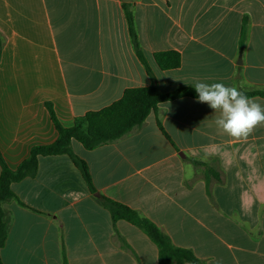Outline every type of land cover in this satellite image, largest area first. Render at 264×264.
<instances>
[{
	"label": "crops",
	"instance_id": "crops-1",
	"mask_svg": "<svg viewBox=\"0 0 264 264\" xmlns=\"http://www.w3.org/2000/svg\"><path fill=\"white\" fill-rule=\"evenodd\" d=\"M124 3L160 93L197 81L264 92V0H0V154L11 170L56 139L46 103L70 127L124 89L152 85ZM165 50L180 54L178 68L156 66L153 53ZM215 116L181 97L120 139L92 150L72 140L71 149L98 194L139 212L173 245L206 264H264V126L238 140L217 131ZM192 159L216 165L221 181L206 180ZM9 187L2 264H63L62 251L68 264H157L156 245L112 223L67 154L38 155L35 174Z\"/></svg>",
	"mask_w": 264,
	"mask_h": 264
},
{
	"label": "trees",
	"instance_id": "trees-1",
	"mask_svg": "<svg viewBox=\"0 0 264 264\" xmlns=\"http://www.w3.org/2000/svg\"><path fill=\"white\" fill-rule=\"evenodd\" d=\"M123 10L136 56L145 67L152 85L124 89L119 99L98 110L87 111L83 116L75 118L70 127L61 126L55 117L51 104H45L57 130L56 139L50 144L33 146L27 158L15 170H11L7 166L0 154V249L6 242L10 225V216L4 210L3 204L14 198V194L11 192L9 185L11 182L19 181L24 177L35 174L38 155L67 154L81 172L90 192L94 194L96 190L91 183L87 165L73 153L71 149L72 140L79 142L84 149L92 150L100 145L120 139L132 130L140 127L147 115L151 111H154L159 103L181 97H197L195 89L189 87L177 88L168 93H160L157 90L156 79L149 69L145 57L139 50L132 12L128 8L127 3L123 4ZM243 35L244 24L241 30L240 44L242 43ZM153 60L160 70L165 71L178 68L181 57L177 51L165 50L154 52ZM245 94L249 97L253 95L264 97V92H249ZM157 125L163 132L161 125L159 123ZM163 134L167 137L164 132ZM191 162L195 166L203 167L204 178L206 180L209 181L212 178L217 182L221 181V174L215 164L213 166L194 159ZM95 199L108 211L113 224L118 220H124L146 234L157 247V264H206L203 260L197 258L191 250L173 245L166 234L136 210L100 194ZM62 261L63 264H68L64 251H62ZM0 264H2L1 260Z\"/></svg>",
	"mask_w": 264,
	"mask_h": 264
},
{
	"label": "clouds",
	"instance_id": "clouds-1",
	"mask_svg": "<svg viewBox=\"0 0 264 264\" xmlns=\"http://www.w3.org/2000/svg\"><path fill=\"white\" fill-rule=\"evenodd\" d=\"M192 86L197 102L206 104L216 114L214 123L219 133L241 140L257 126H264V103L239 88L205 81H197Z\"/></svg>",
	"mask_w": 264,
	"mask_h": 264
},
{
	"label": "water",
	"instance_id": "water-1",
	"mask_svg": "<svg viewBox=\"0 0 264 264\" xmlns=\"http://www.w3.org/2000/svg\"><path fill=\"white\" fill-rule=\"evenodd\" d=\"M123 2H129L130 0H122ZM181 156H183L181 153H179ZM94 196H98V193L97 192H95L94 193Z\"/></svg>",
	"mask_w": 264,
	"mask_h": 264
}]
</instances>
